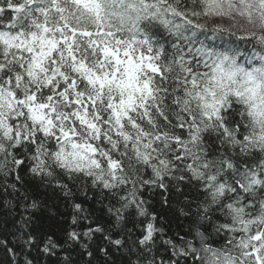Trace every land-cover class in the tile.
I'll list each match as a JSON object with an SVG mask.
<instances>
[{
  "label": "snow or ice",
  "instance_id": "snow-or-ice-1",
  "mask_svg": "<svg viewBox=\"0 0 264 264\" xmlns=\"http://www.w3.org/2000/svg\"><path fill=\"white\" fill-rule=\"evenodd\" d=\"M0 236L8 264H264V0H0Z\"/></svg>",
  "mask_w": 264,
  "mask_h": 264
},
{
  "label": "trees",
  "instance_id": "trees-1",
  "mask_svg": "<svg viewBox=\"0 0 264 264\" xmlns=\"http://www.w3.org/2000/svg\"><path fill=\"white\" fill-rule=\"evenodd\" d=\"M223 23L226 27L229 26V22L227 20H215V21H209V23ZM242 46L243 47H248L247 44H243L242 42ZM61 211L67 213L69 210L68 209H64L63 207H61ZM0 239H3L2 236H0ZM9 239L11 240V237H9ZM11 246V245H9ZM0 261H4V264H8V257L5 254V250L4 248L0 247Z\"/></svg>",
  "mask_w": 264,
  "mask_h": 264
},
{
  "label": "bare ground",
  "instance_id": "bare-ground-1",
  "mask_svg": "<svg viewBox=\"0 0 264 264\" xmlns=\"http://www.w3.org/2000/svg\"><path fill=\"white\" fill-rule=\"evenodd\" d=\"M242 43V42H241Z\"/></svg>",
  "mask_w": 264,
  "mask_h": 264
}]
</instances>
